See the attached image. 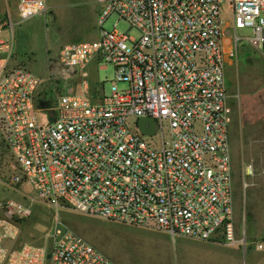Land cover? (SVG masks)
<instances>
[{
	"label": "built area",
	"instance_id": "built-area-1",
	"mask_svg": "<svg viewBox=\"0 0 264 264\" xmlns=\"http://www.w3.org/2000/svg\"><path fill=\"white\" fill-rule=\"evenodd\" d=\"M96 2L99 36L61 46L67 88L55 100L42 92V77L13 60L15 24L44 12L46 0H19L18 21L0 19V34L10 29L9 40L0 36V136L13 156L11 169L19 171L5 183H23L47 203L174 238L236 243L227 57L242 39L264 55V0ZM112 15L114 29H105ZM121 20L139 36L117 29ZM244 28L250 36L238 35ZM93 62L114 66L110 95L92 92ZM41 111L47 122H40ZM141 117L156 120L153 134L139 128ZM252 171L250 163L246 173ZM30 213L23 203L0 200V264H119L60 222L46 244L15 246L18 221ZM256 246L264 250V240Z\"/></svg>",
	"mask_w": 264,
	"mask_h": 264
},
{
	"label": "rangeland",
	"instance_id": "rangeland-1",
	"mask_svg": "<svg viewBox=\"0 0 264 264\" xmlns=\"http://www.w3.org/2000/svg\"><path fill=\"white\" fill-rule=\"evenodd\" d=\"M47 9L14 26V58L44 80L42 92L55 100L67 86L61 77L59 51L63 44L96 39L99 36V4L96 0H46ZM17 0H0V15L16 20ZM223 17L230 20L229 13ZM118 20L112 15L104 28L114 29ZM117 29L138 37L140 32L121 20ZM238 35L248 37L251 29H239ZM9 40L10 29L0 34ZM227 69V84L232 107L231 142L233 154L234 201L237 233L246 237V248L256 250L257 258L264 250L256 246L264 240V55L242 39L238 53ZM88 67L91 88L110 95L115 69ZM119 89L125 82H118ZM75 89V92H79ZM40 122H47L48 113H38ZM135 120V118L133 119ZM158 134L152 138L157 139ZM13 156L0 136V200H15L27 205L31 213L18 221L19 234L15 246L25 243L46 244L47 235L57 222L73 228L86 240L119 264H169L178 262L177 243L170 233L153 227H142L75 211L65 205L43 201L25 184L8 186L5 181L14 174ZM252 163V173L246 167ZM28 196H33V202Z\"/></svg>",
	"mask_w": 264,
	"mask_h": 264
},
{
	"label": "crops",
	"instance_id": "crops-1",
	"mask_svg": "<svg viewBox=\"0 0 264 264\" xmlns=\"http://www.w3.org/2000/svg\"><path fill=\"white\" fill-rule=\"evenodd\" d=\"M18 2L19 0H17L16 20L10 16L14 21H18ZM233 57H227L226 74L229 65L233 62ZM13 60L15 61V58ZM89 66L93 67L94 64L91 63ZM96 67L97 73L99 68ZM236 234L238 241L234 244L224 240H199L185 236L175 238L172 236L177 243L178 262L180 264H264V257L257 258L256 250L245 247L247 241L245 243L239 241L241 237L237 233V228ZM169 264H175V262Z\"/></svg>",
	"mask_w": 264,
	"mask_h": 264
},
{
	"label": "water",
	"instance_id": "water-1",
	"mask_svg": "<svg viewBox=\"0 0 264 264\" xmlns=\"http://www.w3.org/2000/svg\"><path fill=\"white\" fill-rule=\"evenodd\" d=\"M50 121H53V118ZM138 126L145 134L151 135L156 130V121L151 117H141L138 120Z\"/></svg>",
	"mask_w": 264,
	"mask_h": 264
},
{
	"label": "trees",
	"instance_id": "trees-1",
	"mask_svg": "<svg viewBox=\"0 0 264 264\" xmlns=\"http://www.w3.org/2000/svg\"><path fill=\"white\" fill-rule=\"evenodd\" d=\"M0 19L7 20L8 19V15H6V14L0 15Z\"/></svg>",
	"mask_w": 264,
	"mask_h": 264
},
{
	"label": "flooded vegetation",
	"instance_id": "flooded-vegetation-1",
	"mask_svg": "<svg viewBox=\"0 0 264 264\" xmlns=\"http://www.w3.org/2000/svg\"><path fill=\"white\" fill-rule=\"evenodd\" d=\"M156 121V120H155Z\"/></svg>",
	"mask_w": 264,
	"mask_h": 264
}]
</instances>
